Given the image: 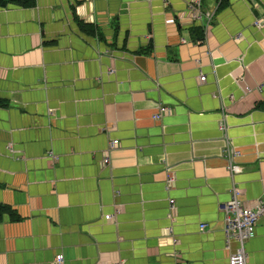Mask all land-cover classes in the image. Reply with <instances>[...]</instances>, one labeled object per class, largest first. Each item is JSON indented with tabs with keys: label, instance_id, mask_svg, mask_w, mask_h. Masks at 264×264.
<instances>
[{
	"label": "crops",
	"instance_id": "0c3cea01",
	"mask_svg": "<svg viewBox=\"0 0 264 264\" xmlns=\"http://www.w3.org/2000/svg\"><path fill=\"white\" fill-rule=\"evenodd\" d=\"M192 1L0 8V264H228L232 185L264 202V0H200L202 39ZM244 247L264 264V215Z\"/></svg>",
	"mask_w": 264,
	"mask_h": 264
},
{
	"label": "built area",
	"instance_id": "2783aa9c",
	"mask_svg": "<svg viewBox=\"0 0 264 264\" xmlns=\"http://www.w3.org/2000/svg\"><path fill=\"white\" fill-rule=\"evenodd\" d=\"M220 0H218V3ZM178 18L181 20H192V21H201L203 36L207 34V30L211 20L213 19V13L207 12L202 14L200 11V0L192 1L186 7V12L178 14ZM168 23L173 24L174 20L168 21ZM256 27H262L263 22L258 20L254 22ZM239 40V37L235 38ZM198 81L203 83L205 81V76H199ZM170 109L163 105H158V111L153 116L154 119L158 120L165 115L170 113ZM221 129H224V125L221 126ZM118 142L116 140L110 142L108 145L107 152H110L113 148H116ZM239 155V152L230 146L226 145L223 150V156L228 158V170L230 176H234L241 172V167L235 163L236 157ZM109 162L108 157H105L103 160L104 164ZM174 180L172 177L167 178L166 186L170 188ZM240 190L232 185L230 191V199L228 202L224 203L220 211L223 214V233L225 237L224 250L229 252L228 264H247V254L245 252V243L252 239L256 234V224L258 219L264 215V202L262 200H256L252 205H246L240 199ZM170 211L171 217L173 218L174 214V201L170 200ZM106 220H110L111 216L107 215L104 217ZM200 231L205 229V225L201 224L199 226ZM168 233H171V229L168 230ZM235 240L237 243V248L234 251H231L230 241ZM63 256L61 254L55 257V264H62ZM121 264V263H116Z\"/></svg>",
	"mask_w": 264,
	"mask_h": 264
},
{
	"label": "trees",
	"instance_id": "16d2710c",
	"mask_svg": "<svg viewBox=\"0 0 264 264\" xmlns=\"http://www.w3.org/2000/svg\"><path fill=\"white\" fill-rule=\"evenodd\" d=\"M7 5H15L18 7H30L34 5V0H0V8H4ZM200 38H203V31L200 32ZM0 105L2 102L0 101ZM7 215L9 219L13 222H17L20 220V217L16 214L14 210H12L9 206L0 203V222L2 221L3 217Z\"/></svg>",
	"mask_w": 264,
	"mask_h": 264
}]
</instances>
